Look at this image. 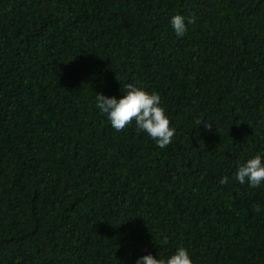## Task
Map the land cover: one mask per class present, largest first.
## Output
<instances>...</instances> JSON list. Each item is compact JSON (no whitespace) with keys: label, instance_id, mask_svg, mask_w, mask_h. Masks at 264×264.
<instances>
[{"label":"trees","instance_id":"16d2710c","mask_svg":"<svg viewBox=\"0 0 264 264\" xmlns=\"http://www.w3.org/2000/svg\"><path fill=\"white\" fill-rule=\"evenodd\" d=\"M175 14L195 16L180 38ZM127 83L160 94L166 148L96 107ZM256 154L264 0H0V264L181 245L193 264H264V183L235 178Z\"/></svg>","mask_w":264,"mask_h":264},{"label":"clouds","instance_id":"9594fccd","mask_svg":"<svg viewBox=\"0 0 264 264\" xmlns=\"http://www.w3.org/2000/svg\"><path fill=\"white\" fill-rule=\"evenodd\" d=\"M169 23L176 36L180 38L186 33L187 24L195 23V16H189L186 24L183 15L175 14ZM122 92L123 95L119 98L115 95L106 96L103 93H96V107L106 115L112 128L118 132L123 131L134 122L136 131L146 133L158 147L169 146L175 136V128L171 126V121L161 106L160 94L155 91L149 92L135 83H127ZM201 122H198V125ZM205 127L210 130L211 124L205 123ZM235 178L240 184L247 183L251 188L259 187L264 183V158L256 154L241 163ZM220 183L227 184L228 177L221 178ZM253 209L257 213L262 211L259 204H254ZM136 264H193V261L188 250L181 245L167 259L156 258L148 253L139 257Z\"/></svg>","mask_w":264,"mask_h":264}]
</instances>
